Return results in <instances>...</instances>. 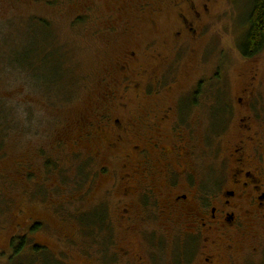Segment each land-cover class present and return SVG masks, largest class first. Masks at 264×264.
Returning <instances> with one entry per match:
<instances>
[{"label": "rangeland", "instance_id": "rangeland-1", "mask_svg": "<svg viewBox=\"0 0 264 264\" xmlns=\"http://www.w3.org/2000/svg\"><path fill=\"white\" fill-rule=\"evenodd\" d=\"M174 1L154 0L143 8L147 0H0V118L5 121L0 125V264H53L50 254L40 258L31 247L43 245L56 255V247L66 250L57 233L69 231L82 241L85 232L80 231L79 218L85 209L109 189L114 175L136 165L132 123L121 138L107 128L106 135L100 134L96 124L106 121L101 117L104 113L110 118L127 115L133 121L141 100L145 106L154 101L159 109L173 106L181 90L202 91L197 108L184 119L187 130H183L189 134L193 169L205 176L218 163L212 152L228 151L235 132L231 115L221 107L231 101L227 95H236L243 87L251 67L264 101V48L251 60L242 58L237 48L246 29L247 5L242 0H191L196 7L209 4V12L194 24L197 39L188 40L183 32L177 49L173 36L181 25ZM53 50L57 54L47 56ZM132 51L124 71L125 56ZM27 53L32 64L39 62L33 64V76L26 69L16 70L28 65ZM29 76L40 88L29 84ZM61 77L63 87L56 82L45 92L49 80ZM61 88L67 90L63 97L71 98L59 101ZM152 90L157 91L153 99L145 94ZM217 93L225 97L218 98ZM109 94L124 96L128 110L122 113ZM137 115L143 117L140 111ZM85 163L79 174L78 166ZM102 168L107 173H99L101 182L98 178L91 182L90 172ZM218 174L227 177L226 165ZM67 198L71 202L55 206ZM33 222L40 224L27 238L28 247L11 256L10 244ZM117 227L119 239L137 250L133 234ZM160 233L165 239V232ZM78 248H72L70 264L81 263L75 253Z\"/></svg>", "mask_w": 264, "mask_h": 264}, {"label": "flooded vegetation", "instance_id": "flooded-vegetation-1", "mask_svg": "<svg viewBox=\"0 0 264 264\" xmlns=\"http://www.w3.org/2000/svg\"><path fill=\"white\" fill-rule=\"evenodd\" d=\"M153 1L147 0L142 7H149ZM193 4L191 0L186 5L174 1L181 25V32L176 31L173 36V47L177 49L183 32L188 40L197 39L194 24L209 12V4L199 7ZM133 54L132 51L125 56L124 71ZM250 74L236 95H227L231 101L221 107L231 115L235 132L230 136L228 151L222 155L212 152L218 163L213 166L214 172L205 176L193 169L184 124L186 116L197 108L202 91L181 90L176 98L173 96V106L159 109L153 106V100L150 106H145L136 95L142 104L135 110L144 118L136 112L133 121L127 115H122L125 118H110L107 112L101 115L106 121L102 119L103 123L96 124L100 134L106 135L108 129L121 138L129 133L132 123L136 165L114 175L109 189L96 195L85 209L83 226L79 225L81 233L85 232L82 241L74 239L71 231L57 233L59 245L66 250L56 247L55 255L38 244L31 247L34 254L40 253L41 257L48 253L53 264H70L74 258L72 248L77 245L75 253L80 264H264V101L256 89L257 74L253 67ZM156 92L145 94L153 99ZM108 97L118 101L122 113L128 110L124 96ZM216 97L225 95L217 93ZM223 164L227 177L218 174ZM99 173L107 170L90 172V181L96 183L98 178L100 183ZM71 200L67 198L55 206ZM39 224L30 225L21 237L24 239L21 247H28L27 238L37 231ZM117 226L133 234L137 250L119 239Z\"/></svg>", "mask_w": 264, "mask_h": 264}, {"label": "trees", "instance_id": "trees-1", "mask_svg": "<svg viewBox=\"0 0 264 264\" xmlns=\"http://www.w3.org/2000/svg\"><path fill=\"white\" fill-rule=\"evenodd\" d=\"M242 1L244 2V4L247 5V6H245L247 8V12H246V29H245V32L242 35V37L237 42V48H238V51H239L240 55L242 56V58L251 59V58L256 57L264 48V0H242ZM35 20L41 22L42 25H45L47 27L50 26L49 23L46 22L43 19L38 18V19H35ZM51 40H55L54 36H51ZM58 49H60L61 52H62V48L61 47H58L57 50ZM54 51L55 50L50 51V54L47 55V56H51V54ZM54 54L56 55L57 53L54 52ZM60 54H61V57H62L63 54L62 53H60ZM29 56H30V54H28V53L25 55V60H26V63L28 65H24L25 67L23 65L20 66V67H17L16 70H20V69L24 70V69H26L24 71H26L28 74H30V71H33L34 73H36V70H35L33 64H35V66H36L39 62L32 64L33 60H31V58L29 59ZM29 63H31V64H29ZM60 67L58 68L57 72H60V70H61ZM30 75L33 76L32 74H30ZM28 82H29V84L31 86L33 85L32 87H35L37 89L40 88V87L34 85L31 82V77L30 76L28 78ZM56 82H57V86L60 83L62 84V82H63L62 77L59 78L58 81L49 80L48 81V85L44 88L45 92L47 90L51 89L52 87H55L54 85L56 84ZM62 87H63V84H62ZM196 90H198V89H196ZM65 91H67L65 88H63V89L61 88V89L57 90V93H60V97L58 98L59 101H63L66 98H71L70 95L67 96V97H63L62 92L65 93ZM3 116H5L4 113H3L2 117ZM4 122H5L4 119L2 120L0 118V125H2ZM45 161H47V163H46L47 166H48V164L50 165V163L48 162V161H50L49 158L46 159ZM86 165H87L86 163L82 164V165H79L78 168H77V170H78L77 172L79 174L83 173L84 169L86 168ZM84 176L86 177V175H84ZM89 178H90V176H89ZM79 222L83 226L84 215L81 218H79ZM33 229H35V227ZM23 240L24 239L20 237V238L17 239V241H13L10 244L11 247H12L14 256H17V254H19L20 249L22 248L21 246L24 243ZM35 250H37L36 247H35ZM11 259H13V257ZM45 260H46V258H45ZM43 264H45V263L43 262Z\"/></svg>", "mask_w": 264, "mask_h": 264}]
</instances>
